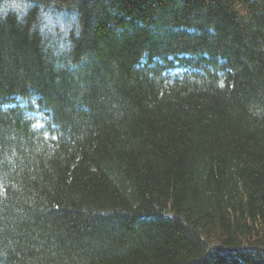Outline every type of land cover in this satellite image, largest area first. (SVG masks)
I'll return each mask as SVG.
<instances>
[{
    "label": "trees",
    "instance_id": "1",
    "mask_svg": "<svg viewBox=\"0 0 264 264\" xmlns=\"http://www.w3.org/2000/svg\"><path fill=\"white\" fill-rule=\"evenodd\" d=\"M0 0V264H264V0Z\"/></svg>",
    "mask_w": 264,
    "mask_h": 264
},
{
    "label": "clouds",
    "instance_id": "2",
    "mask_svg": "<svg viewBox=\"0 0 264 264\" xmlns=\"http://www.w3.org/2000/svg\"><path fill=\"white\" fill-rule=\"evenodd\" d=\"M29 5L26 0H22V2L18 5H14L13 9L15 11L16 19L21 21L23 17L27 14Z\"/></svg>",
    "mask_w": 264,
    "mask_h": 264
}]
</instances>
